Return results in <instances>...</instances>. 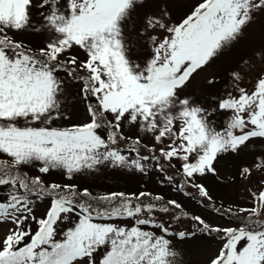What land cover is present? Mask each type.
<instances>
[{"label":"snow or ice","instance_id":"6c2138e0","mask_svg":"<svg viewBox=\"0 0 264 264\" xmlns=\"http://www.w3.org/2000/svg\"><path fill=\"white\" fill-rule=\"evenodd\" d=\"M0 264H264V0H0Z\"/></svg>","mask_w":264,"mask_h":264}]
</instances>
